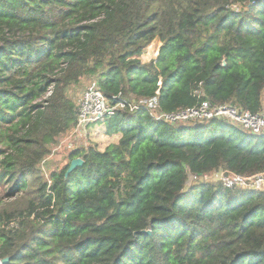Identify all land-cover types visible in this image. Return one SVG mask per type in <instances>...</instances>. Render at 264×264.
Returning a JSON list of instances; mask_svg holds the SVG:
<instances>
[{
  "label": "trees",
  "instance_id": "16d2710c",
  "mask_svg": "<svg viewBox=\"0 0 264 264\" xmlns=\"http://www.w3.org/2000/svg\"><path fill=\"white\" fill-rule=\"evenodd\" d=\"M82 78L110 101L158 95L173 112L208 99L256 113L264 0H0V263L264 264V191L201 181L264 172V137L228 121L172 126L122 110L103 121L117 142L70 151L43 174L76 126L70 90Z\"/></svg>",
  "mask_w": 264,
  "mask_h": 264
},
{
  "label": "built area",
  "instance_id": "2783aa9c",
  "mask_svg": "<svg viewBox=\"0 0 264 264\" xmlns=\"http://www.w3.org/2000/svg\"><path fill=\"white\" fill-rule=\"evenodd\" d=\"M202 86L201 83L200 88L196 90V95L199 98L205 96ZM48 93L51 94L52 89ZM141 108H145L156 121H162L172 126L205 123L215 119L225 120L243 131L264 137V102L262 108L256 113L231 102L212 104L208 99H201L198 104L192 107L166 112L160 106L158 95L130 101L118 96L115 101H110L100 89L99 83L96 82L95 86L84 91L81 96L77 108V123L73 129L72 139H68L66 147L70 151L88 149L90 145L87 141L94 135L90 132L93 124L103 122L122 110L129 109L135 112ZM195 179H198L197 175L190 176V180ZM219 182L227 189L264 191V172L252 178L241 174H224L219 177Z\"/></svg>",
  "mask_w": 264,
  "mask_h": 264
},
{
  "label": "rangeland",
  "instance_id": "374dc122",
  "mask_svg": "<svg viewBox=\"0 0 264 264\" xmlns=\"http://www.w3.org/2000/svg\"><path fill=\"white\" fill-rule=\"evenodd\" d=\"M161 46V41L159 39H155L146 49V51L142 54L141 60L143 63L149 62L154 59L157 55L156 52L159 50ZM152 47V49H151ZM151 49V50H150ZM97 80L94 78H82L80 83L72 86L70 90V96L74 99L77 104L80 102L81 96L84 91L95 86ZM53 89V88H52ZM50 94L48 93L46 97ZM103 122H98L93 124L90 128V132L92 135L91 138L87 141L89 145L95 146L98 149L104 150L111 143L116 142L117 136L108 135L105 131V128L102 125ZM73 130L69 131L67 134H64L60 138L57 139V142L52 145L51 154L42 161L41 169L43 174L48 178L51 170H55L57 168H61L65 166L69 162V153L70 150L66 147V143L68 139H72ZM256 139V138H255ZM226 174L223 170L215 171L207 176H202L201 181L208 182H219V177L221 175ZM194 180H190L188 185H192ZM21 195H19L16 199H19ZM16 199H12L13 201Z\"/></svg>",
  "mask_w": 264,
  "mask_h": 264
},
{
  "label": "water",
  "instance_id": "95a60500",
  "mask_svg": "<svg viewBox=\"0 0 264 264\" xmlns=\"http://www.w3.org/2000/svg\"><path fill=\"white\" fill-rule=\"evenodd\" d=\"M252 2L256 1V0H251ZM224 65H226V61H224ZM84 164V159L82 157H78L72 160L69 169L67 170L66 175H69L74 169H76L77 167L81 166ZM141 233H146V234H151L150 230H144ZM10 258H4L0 264H6L7 262H9Z\"/></svg>",
  "mask_w": 264,
  "mask_h": 264
},
{
  "label": "crops",
  "instance_id": "0c3cea01",
  "mask_svg": "<svg viewBox=\"0 0 264 264\" xmlns=\"http://www.w3.org/2000/svg\"><path fill=\"white\" fill-rule=\"evenodd\" d=\"M116 136H117V135H116ZM115 139H116V142H117V141L119 140V136H117Z\"/></svg>",
  "mask_w": 264,
  "mask_h": 264
}]
</instances>
